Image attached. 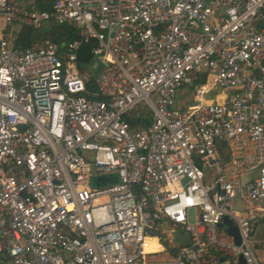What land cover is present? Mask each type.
Masks as SVG:
<instances>
[{"label":"built area","instance_id":"2783aa9c","mask_svg":"<svg viewBox=\"0 0 264 264\" xmlns=\"http://www.w3.org/2000/svg\"><path fill=\"white\" fill-rule=\"evenodd\" d=\"M0 19L76 34L0 28V264H263L264 0H0ZM164 226L188 236L173 255Z\"/></svg>","mask_w":264,"mask_h":264},{"label":"trees","instance_id":"16d2710c","mask_svg":"<svg viewBox=\"0 0 264 264\" xmlns=\"http://www.w3.org/2000/svg\"><path fill=\"white\" fill-rule=\"evenodd\" d=\"M45 38H48L53 42H60L62 40H71L73 38H76V34L70 26L65 24H51L48 30L22 26L21 29L15 35L14 41H12V45L13 47L19 46L20 48L31 47ZM90 47L91 43L82 44L80 46L78 50V60L80 64L79 67L81 70H88L90 73H93V70H91L89 66V61L91 59V56L89 54ZM149 116L150 115L148 110H145V112L141 113V117H139L137 121H140L142 124H146L149 121ZM130 123L131 125H134V121H130ZM220 149L221 159L225 160L227 158L226 148L224 147V145L221 144ZM254 223L250 225L251 234L253 231ZM164 244L168 247L170 253L173 255L176 251L177 246H171L167 241H165V238Z\"/></svg>","mask_w":264,"mask_h":264},{"label":"rangeland","instance_id":"374dc122","mask_svg":"<svg viewBox=\"0 0 264 264\" xmlns=\"http://www.w3.org/2000/svg\"><path fill=\"white\" fill-rule=\"evenodd\" d=\"M22 26H18L16 24H10L9 26H6L3 23V20L0 19V28L2 30H4L6 33H9V39L10 41H14V37L17 34V32L21 29ZM43 28H45V24L42 26ZM42 29V28H40ZM100 59L98 57H91L90 61H89V66L90 69L93 70V73H96V71L98 70V68L102 65L100 62ZM178 93V91H177ZM190 94H185L186 99H189ZM184 96V97H185ZM177 100V98H176ZM118 181L117 176L115 174V172H93L88 176V185L92 186V187H96V186H102V185H107V184H112V183H116ZM191 220V216L189 217ZM171 226H164L162 229L164 231L165 234V241L169 242L172 245H177V244H181L182 242H184V240L186 239V235L184 232H182V230L179 229H173V231L170 230ZM250 235L255 238L258 236H261L264 238V220H260L257 221L256 223H254L253 225V231L252 234L250 232ZM168 242V243H169ZM260 254V252H259ZM257 254V256L259 257L260 255H264V251L261 252V254L259 255ZM159 257H165V254H161L158 255Z\"/></svg>","mask_w":264,"mask_h":264},{"label":"water","instance_id":"95a60500","mask_svg":"<svg viewBox=\"0 0 264 264\" xmlns=\"http://www.w3.org/2000/svg\"><path fill=\"white\" fill-rule=\"evenodd\" d=\"M212 164V161H211ZM217 170V169H216ZM219 228L223 227L225 232L232 236L233 242L235 244H239L240 238L236 229V226L231 222V220L227 216H223L221 222L217 225ZM237 264H244L243 259L240 255L237 256Z\"/></svg>","mask_w":264,"mask_h":264},{"label":"crops","instance_id":"0c3cea01","mask_svg":"<svg viewBox=\"0 0 264 264\" xmlns=\"http://www.w3.org/2000/svg\"><path fill=\"white\" fill-rule=\"evenodd\" d=\"M185 235H186V239L184 240V242H182L181 244H185V243H187L188 242V236H187V234L185 233ZM261 236H258V237H255V238H260ZM168 242H169V240H168ZM169 244L171 245V246H177V245H179V244H177V245H172L170 242H169ZM260 252V254H261V252H263V251H259ZM259 252H258V254H259ZM259 254V255H260ZM259 258L263 261V264H264V255H260L259 256Z\"/></svg>","mask_w":264,"mask_h":264}]
</instances>
